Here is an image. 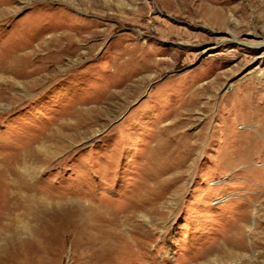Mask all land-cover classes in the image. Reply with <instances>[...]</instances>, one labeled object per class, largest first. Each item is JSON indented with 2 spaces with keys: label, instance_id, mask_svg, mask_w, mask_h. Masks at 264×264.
Returning <instances> with one entry per match:
<instances>
[{
  "label": "rangeland",
  "instance_id": "374dc122",
  "mask_svg": "<svg viewBox=\"0 0 264 264\" xmlns=\"http://www.w3.org/2000/svg\"><path fill=\"white\" fill-rule=\"evenodd\" d=\"M0 211L20 264H264V0H0Z\"/></svg>",
  "mask_w": 264,
  "mask_h": 264
},
{
  "label": "bare ground",
  "instance_id": "6f19581e",
  "mask_svg": "<svg viewBox=\"0 0 264 264\" xmlns=\"http://www.w3.org/2000/svg\"><path fill=\"white\" fill-rule=\"evenodd\" d=\"M262 44V43H261ZM261 44H259V45H261ZM255 45H257V44H255ZM263 45V44H262ZM16 187V186H15ZM16 188H20L19 186H17ZM25 215L27 214V215H32L33 217H34V220L33 221H35L36 220V216H34V213L31 211V207L30 206H23V211H22ZM6 215H7V213H6ZM6 215H5V213L3 212V211H0V236H1V234L2 233H4L5 231H7V229H6V225L7 224H5L4 222L6 221V219H8V216L6 217ZM32 217V218H33ZM12 220V219H11ZM2 221H4V222H2ZM35 234L33 233V236H34ZM240 236H241V229L240 228H238V229H236V236H235V242H233L232 241V243L230 244L229 243V246H230V248H228L227 249V252H228V254L229 255H232L233 254V249H239V250H242L243 248H244V245H243V243H242V241H241V239H240ZM34 240H33V242L35 243L36 241H35V238H33ZM16 243V242H15ZM17 247V246H16ZM36 248V247H35ZM11 249V248H10ZM15 250V249H14ZM38 251V250H37ZM12 252V251H11ZM16 253H17V251H15ZM2 253V254H1ZM8 253V252H7ZM10 254V253H9ZM13 254H14V252H13ZM7 261H10L12 264H20L19 263V259H18V257H17V255H13L12 257H8L7 258V256H5V255H3V252L1 251L0 252V264H5V262H7Z\"/></svg>",
  "mask_w": 264,
  "mask_h": 264
}]
</instances>
